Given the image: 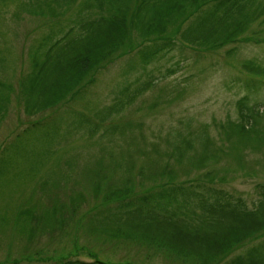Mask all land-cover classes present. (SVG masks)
<instances>
[{"label":"trees","instance_id":"trees-1","mask_svg":"<svg viewBox=\"0 0 264 264\" xmlns=\"http://www.w3.org/2000/svg\"><path fill=\"white\" fill-rule=\"evenodd\" d=\"M24 5L31 13L47 8L54 17L77 7L65 26L50 28L30 45V67L19 80L26 114L43 115L84 99L87 87L96 83L98 69L130 55L123 80L111 92L112 101L95 108L86 100L83 110H72L74 117L68 122L90 136H127L129 145L136 141L130 132L141 124L120 123L118 118L157 85L154 65L175 58L178 51L220 49L252 41L248 32L254 24L264 23V0H30ZM226 53L233 54L234 48ZM5 61L0 53V69ZM241 66L246 75L243 86L250 93L264 89V64L246 59ZM175 72L174 68L166 71ZM15 87L14 81L0 77V121L11 110ZM256 105L247 93L236 103V118L213 119L195 131L186 123V133L174 130L163 138V149L157 143L150 152L148 145L135 148L133 156L143 153L149 164L135 175L132 154L131 160L117 165L127 177L105 189L104 209L95 215L94 229L112 236L145 235L157 239L149 243L155 253L178 251L196 256L200 264L219 257L225 264H264V182L256 187L252 204L242 193L223 185L228 182L230 163L251 164L248 153L264 154V112ZM40 119L30 122L29 128L49 132L59 126L56 120ZM210 127L215 128V135ZM102 163L94 173L97 180L102 176ZM246 243L247 249L233 253ZM50 260L119 264L72 254Z\"/></svg>","mask_w":264,"mask_h":264},{"label":"rangeland","instance_id":"rangeland-1","mask_svg":"<svg viewBox=\"0 0 264 264\" xmlns=\"http://www.w3.org/2000/svg\"><path fill=\"white\" fill-rule=\"evenodd\" d=\"M29 2L0 0V53L6 58L0 77L16 85L11 110L0 121V264H58L50 259L68 254L86 260L97 256L119 264H200L196 256L187 257L178 251L172 255L155 253L149 243L157 239L145 235L98 232L94 229L95 215L104 209L105 189L127 177L123 169H117L119 163L128 161L132 154L136 167L133 175L149 164L145 154L133 156L135 148L148 145L150 152L157 143L163 149V138L171 131L184 129L186 133L213 119L236 118V103L247 93L251 103L264 112V89L250 93L243 86L246 75L241 66L246 59L264 64V23L254 24L248 32L252 41L220 49L178 51L175 58L154 65L157 85L118 118L120 123L141 124L140 129L130 132L135 143L139 142L129 145L127 136H90L68 122L74 117L72 110H83L86 100L95 108L112 101L111 92L123 80L130 55L98 69L96 83L87 87L84 99L43 115L26 114L19 80L30 67V45L50 28L65 26L77 10L73 6L54 17L47 8L26 11L24 4ZM231 48L234 53L228 55L226 51ZM178 59L180 64L176 65ZM168 68L176 72L167 74ZM40 118L56 120L59 126L49 132L35 127L30 130L28 124ZM186 123L191 124L188 129L184 128ZM210 132L215 135V128L210 127ZM246 159L251 164H229L231 172L223 185L242 193L252 204L256 187L264 182V154L248 153ZM100 162L104 164L97 180L94 173ZM248 245L236 247L233 253L244 251ZM210 264H225V259L219 257Z\"/></svg>","mask_w":264,"mask_h":264}]
</instances>
